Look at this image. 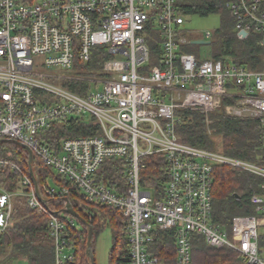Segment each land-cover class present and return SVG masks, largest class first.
Here are the masks:
<instances>
[{"label": "built area", "instance_id": "obj_1", "mask_svg": "<svg viewBox=\"0 0 264 264\" xmlns=\"http://www.w3.org/2000/svg\"><path fill=\"white\" fill-rule=\"evenodd\" d=\"M226 5L238 38L255 33L264 46V0H227ZM190 34L176 0H0V141L29 147L69 183L44 184L42 193L39 186L41 197L27 175L28 191L0 186V231L12 222L15 197L26 196L31 207L48 216L55 264L74 263L70 228L75 220L49 203L75 191L89 203L122 212L131 264L158 263L150 246L156 232L166 229H175L177 264H193L194 235L213 248L238 251L243 264H264V180L262 192L250 198L256 215L235 216L229 229L212 221L214 167L228 165L264 178V161L195 147L176 132L179 110L207 114L228 97V114L256 118L264 140V68L251 70L229 58H198L185 50L196 40ZM211 38L212 32H206L204 40ZM150 39L161 49L156 64L151 63ZM100 46L111 57L104 61L99 82L89 79L96 88L79 94L49 82L80 79L77 66L87 65ZM36 56L43 58L44 68L72 74L37 70ZM84 115H94L102 132L62 138L57 151L43 143L42 134L55 122ZM157 153L166 161L160 194L155 185L142 182L145 158ZM111 158L127 163L124 193L97 178ZM9 165L19 170L0 159V167Z\"/></svg>", "mask_w": 264, "mask_h": 264}, {"label": "trees", "instance_id": "obj_2", "mask_svg": "<svg viewBox=\"0 0 264 264\" xmlns=\"http://www.w3.org/2000/svg\"><path fill=\"white\" fill-rule=\"evenodd\" d=\"M227 0H176L182 15L207 17L212 14L220 16V26L212 32L211 44L214 47L212 58H229L251 70L264 68V46L259 35L251 33L246 39H240L235 30V18L226 5ZM157 37V34H155ZM151 63L156 64L160 46L149 40ZM189 51L190 46L185 47ZM111 55L107 47L93 49L92 59L87 65L77 66L80 79H67L64 86L79 94H86L97 84L87 79L101 74L104 61ZM232 103L228 97L223 98L222 107L210 113L198 110H179L176 132L179 138L192 146L261 163L264 161L263 131L256 118L235 117L227 112ZM102 132L94 115L71 116L67 120L57 121L41 138L50 149L57 151L60 140L66 137L91 136ZM8 159L19 168L11 165L0 167V186L11 192L28 191L23 184V176H30L29 154L27 149L16 142L0 141V159ZM142 182L144 185H155L160 194L161 182L165 180L163 168L165 157L152 154L145 158ZM126 161L120 158L107 159L101 165L97 178L110 186L116 193L127 191L129 184L126 176ZM33 170L40 186L53 180L56 186L69 185L59 175L46 166L41 159L33 156ZM31 177V176H30ZM264 178L233 168L228 165H217L213 170V214L212 221L229 229L237 215H256V207L250 201L253 194L262 192L260 184ZM67 197L74 209L83 216L93 228L91 240L93 251L100 234L108 227L114 232V245L110 253V264H131L127 240L122 234L124 217L120 210L109 205L89 203L83 195L71 191ZM50 202L49 206L69 217L79 225L70 228L75 243V261L72 264H91L88 251V227L67 212L63 198ZM15 208L10 226L0 231V264H14L25 260L27 264H55L53 240L49 229L48 216L31 207L26 196L15 197ZM175 229L156 232L157 239L150 250L158 257L156 264H177ZM193 264H243L238 251L231 248L216 249L209 246L203 236L194 235L192 244ZM97 264V263H96Z\"/></svg>", "mask_w": 264, "mask_h": 264}, {"label": "rangeland", "instance_id": "obj_3", "mask_svg": "<svg viewBox=\"0 0 264 264\" xmlns=\"http://www.w3.org/2000/svg\"><path fill=\"white\" fill-rule=\"evenodd\" d=\"M220 23H221L220 16L218 14H212L207 17L191 16L186 19V27L191 31L190 34L191 37L196 40L197 39L204 40L206 32L215 31L220 26ZM206 41H210V43L192 44L190 46L189 51L194 53L198 58H202V59L212 58L214 47L211 44V39H206ZM34 61H35V68L41 72L55 73V74L68 75V76L72 74L69 72V70H60L57 68H44L43 66L44 60L40 56H36L34 58ZM65 78L66 77L55 78V79L51 78L49 79V82L55 86H62V83ZM89 79H93V81L96 80L95 82H99L101 78L90 76L88 77V80ZM143 173L144 170H142V177H143ZM48 184L50 186H55V183L51 179L49 180ZM75 226L79 227L77 223ZM113 245H114V232L111 230L110 227H108L100 234V236L96 241L94 255L97 264H110V253ZM14 264H27V262L25 260H20Z\"/></svg>", "mask_w": 264, "mask_h": 264}, {"label": "water", "instance_id": "obj_4", "mask_svg": "<svg viewBox=\"0 0 264 264\" xmlns=\"http://www.w3.org/2000/svg\"><path fill=\"white\" fill-rule=\"evenodd\" d=\"M243 35H246V33L243 32ZM204 43H210V41H206L203 39L193 40V44H204ZM16 143L21 144L19 142H16ZM24 147L27 149L28 154H29L28 164H29V169H30V176L34 182L35 189H36L38 195L40 196L38 180H37V178L34 174V170H33V152L29 147H27V146H24ZM64 200L67 202V204H66L67 212L87 225V227H88V251L90 254L91 264H96L95 255H94V251H93L92 244H91V240H92V236H93V228H92L91 224L74 209L73 205L69 203V199L67 197L64 198Z\"/></svg>", "mask_w": 264, "mask_h": 264}]
</instances>
